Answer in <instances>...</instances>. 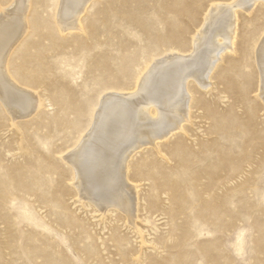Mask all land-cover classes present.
<instances>
[{
	"label": "rangeland",
	"instance_id": "1",
	"mask_svg": "<svg viewBox=\"0 0 264 264\" xmlns=\"http://www.w3.org/2000/svg\"><path fill=\"white\" fill-rule=\"evenodd\" d=\"M232 1L96 0L64 33L54 0H33L16 64L43 105L23 118L0 105V264H264V102L252 50L263 3L238 9L235 50L213 86L189 81L211 117L193 109L176 158L160 145L131 157L133 216L83 199L66 159L103 93L132 89L159 54L189 51L211 4ZM185 4L190 17L176 11ZM179 136L160 142L169 149Z\"/></svg>",
	"mask_w": 264,
	"mask_h": 264
},
{
	"label": "bare ground",
	"instance_id": "2",
	"mask_svg": "<svg viewBox=\"0 0 264 264\" xmlns=\"http://www.w3.org/2000/svg\"><path fill=\"white\" fill-rule=\"evenodd\" d=\"M93 1L96 0H54L58 13L54 10L52 16L55 23L57 15L60 18L56 23L58 29L70 33L77 27L79 17L82 19L80 14H86L88 5ZM252 2L264 4V0H233L211 4L203 25L192 38L189 51L173 49L151 58L136 76L132 89L111 90L99 97L97 105L90 112L89 125L83 130L86 133L80 135L66 155L83 199H89L90 202L94 200L95 205L106 207V212L114 207L128 217L134 215L133 196L137 197V191L135 193L134 184H129L130 180L133 181L129 175L131 157L138 149L147 146H154L155 149L156 145H160V148L155 149L157 154L164 150L169 158H176L178 152L175 147L185 144L183 135L187 138L192 135L189 125H193L196 117L193 109L202 108L204 112L201 116L211 117L204 100L197 99L189 81L197 83L199 90L201 87L209 89L213 86L214 74L223 62L224 54L235 50L237 21H240L237 11ZM33 5V0H0V105L10 115L19 118L39 111L43 105L39 96L36 98L34 95L33 88L26 85V79L21 76L16 64L22 50L19 46L33 32L34 20L30 14ZM184 7L176 11L190 17L191 9H187L186 4ZM257 45L253 42L252 50L258 66V95L264 102V36H261ZM176 135H180V138L173 142L174 147L166 149L162 146L160 141L168 142ZM228 175L226 171V177ZM140 176L149 179L145 174ZM208 185L205 187L210 188L215 184L210 179Z\"/></svg>",
	"mask_w": 264,
	"mask_h": 264
}]
</instances>
